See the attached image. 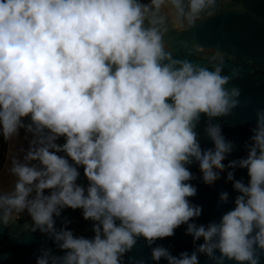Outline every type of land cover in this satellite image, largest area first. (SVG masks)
I'll return each instance as SVG.
<instances>
[{"label": "clouds", "instance_id": "1", "mask_svg": "<svg viewBox=\"0 0 264 264\" xmlns=\"http://www.w3.org/2000/svg\"><path fill=\"white\" fill-rule=\"evenodd\" d=\"M231 2L0 0V148L9 145L15 178L8 191L0 182V232L29 217L28 230L63 253L43 248L36 264H122L140 238L152 247L183 225L203 243L179 256L152 247L157 264H199L201 254L213 264H261L264 109L246 157L226 167L235 145L213 120L239 106L240 90L226 86L241 70L222 75L223 52L205 64L176 58L165 41L170 25L191 30ZM201 51L193 44L189 55ZM202 117L213 148L198 139ZM21 139L28 147L18 158L11 149ZM193 164L208 186L227 171L237 193L218 223L192 222L203 212L190 202ZM236 169L247 171V183ZM65 209L81 210L94 235L76 236L66 218L57 228Z\"/></svg>", "mask_w": 264, "mask_h": 264}, {"label": "water", "instance_id": "2", "mask_svg": "<svg viewBox=\"0 0 264 264\" xmlns=\"http://www.w3.org/2000/svg\"><path fill=\"white\" fill-rule=\"evenodd\" d=\"M218 7L220 11L214 18L206 22L198 21L191 30L180 28L175 31L170 25L165 41L176 58H188L196 63L205 64L206 58L216 55L217 52H223L226 54V67L222 75L231 76L233 69L241 70V74L232 78L226 86L228 89L235 87L240 90L239 106L232 110L230 116L213 120V123L222 127L225 138L235 145L232 154L225 161L227 167L229 161L246 157L244 145L250 142L252 129L256 126L257 111L264 109V0H232L227 5L218 3ZM236 9L242 11L238 12ZM185 43L189 45L188 49H185ZM193 44L202 46V51L198 55H189ZM206 125L207 117H202L196 129L201 147L204 149L214 147L206 135ZM23 135L22 131L21 137ZM60 143H63V140ZM20 145L25 149L28 147L27 142L21 139L11 149V154L18 158H22L23 155L18 152ZM10 159L9 148L6 164L0 173V182L3 183L5 191H8L15 181L8 171L11 167ZM80 171L79 183L87 186L83 169ZM190 171L196 177L191 183L197 188V195L190 198V202L203 209L201 217L192 222L205 226L211 222L218 223L222 215L234 207L237 195L232 183L227 180V171L221 173V179L212 186L203 182L198 165L190 166ZM235 175L236 179L248 182L246 170L236 169ZM222 192L229 194L227 204L220 200ZM64 218L69 221L68 227L76 236L91 238L94 235L91 231V222L83 219L81 210L65 209L62 217L57 219V228L62 226ZM29 223H31L30 218L25 215L18 224H12L0 232V257H3L0 259V264H36L43 248H50L55 255H63L46 235L39 231L32 233L28 230ZM186 230L187 225H183L176 230L174 237L156 241L152 247L163 246L174 256H179L183 252L191 254L203 241L194 243L193 237L187 235ZM152 247L140 238L133 249L122 258V264H140V262L157 264L152 259ZM159 264H167V261L161 260ZM199 264H213V262L201 254ZM261 264H264V256L261 257Z\"/></svg>", "mask_w": 264, "mask_h": 264}, {"label": "rangeland", "instance_id": "3", "mask_svg": "<svg viewBox=\"0 0 264 264\" xmlns=\"http://www.w3.org/2000/svg\"><path fill=\"white\" fill-rule=\"evenodd\" d=\"M8 153H9V145L4 144L3 148H0V173L6 164Z\"/></svg>", "mask_w": 264, "mask_h": 264}]
</instances>
